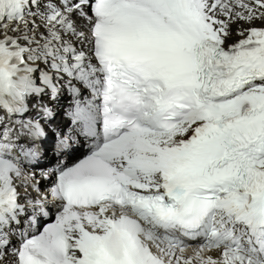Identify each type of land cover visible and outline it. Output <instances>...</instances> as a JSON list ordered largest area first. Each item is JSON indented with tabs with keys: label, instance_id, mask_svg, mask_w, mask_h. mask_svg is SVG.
I'll return each instance as SVG.
<instances>
[{
	"label": "snow or ice",
	"instance_id": "1",
	"mask_svg": "<svg viewBox=\"0 0 264 264\" xmlns=\"http://www.w3.org/2000/svg\"><path fill=\"white\" fill-rule=\"evenodd\" d=\"M0 264H264V0H0Z\"/></svg>",
	"mask_w": 264,
	"mask_h": 264
},
{
	"label": "bare ground",
	"instance_id": "2",
	"mask_svg": "<svg viewBox=\"0 0 264 264\" xmlns=\"http://www.w3.org/2000/svg\"><path fill=\"white\" fill-rule=\"evenodd\" d=\"M235 39V37H233ZM229 43H231V41H229Z\"/></svg>",
	"mask_w": 264,
	"mask_h": 264
}]
</instances>
